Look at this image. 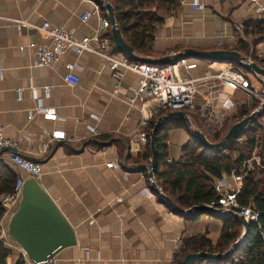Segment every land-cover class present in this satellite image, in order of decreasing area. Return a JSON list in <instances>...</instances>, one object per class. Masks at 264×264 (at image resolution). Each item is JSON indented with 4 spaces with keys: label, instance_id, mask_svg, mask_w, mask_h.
<instances>
[{
    "label": "crops",
    "instance_id": "crops-1",
    "mask_svg": "<svg viewBox=\"0 0 264 264\" xmlns=\"http://www.w3.org/2000/svg\"><path fill=\"white\" fill-rule=\"evenodd\" d=\"M176 3V9L163 14L162 23L155 26L149 51L133 50L135 56L157 59L183 49L234 51L242 43L249 54L245 58L264 69L250 56L264 61V0ZM259 7L263 11L256 12ZM83 13L89 16L80 21ZM98 18L107 19L105 11L91 0H0V131L15 143L22 157L39 165L37 183L73 232L74 244L56 252V264H176L184 256L180 257L184 239L200 235L214 244L221 221L207 212L190 220L194 210L181 214L151 190L148 162H142L140 155L157 118L150 116V105L126 102L138 76L119 67L110 69L94 53L71 49L49 66H35L33 51L26 47L28 43H46L36 28L47 22L70 32L77 41L90 38L88 45L93 48L106 39L107 53L126 59L114 48L109 28L94 36ZM14 21H22L24 26L18 28ZM254 26H261V30L248 32ZM184 60L193 67L180 69V74L200 82L192 112L185 116L181 111L183 117H172L181 118L182 125H170L165 131L163 144L171 161L180 160L182 148L192 136L194 115L205 114V124L224 131L242 117L232 120L241 92L223 89L214 78L233 63ZM67 63L75 64L78 81L74 85L62 81ZM117 72L122 75L119 79L114 77ZM38 104L51 115L37 112ZM253 105L247 97L238 106L249 112ZM223 134L213 136L216 140L203 135L214 143ZM235 156L232 153V158ZM16 179L24 183L29 178L0 151V192ZM18 202L6 209L0 206V243L9 251L5 264H13L20 252L7 236V224ZM240 233L241 226L238 237Z\"/></svg>",
    "mask_w": 264,
    "mask_h": 264
},
{
    "label": "trees",
    "instance_id": "trees-1",
    "mask_svg": "<svg viewBox=\"0 0 264 264\" xmlns=\"http://www.w3.org/2000/svg\"><path fill=\"white\" fill-rule=\"evenodd\" d=\"M111 3L113 17L122 38L132 48L140 53L149 51L152 34L155 26L162 23L161 16L176 9V0H107ZM261 26H254L250 33L259 32ZM244 58L249 56L242 43H238L235 50ZM251 58L264 67V61ZM236 64L234 62H231ZM245 108L238 107L233 117L239 119L247 114ZM233 120V118H232ZM172 123V124H171ZM181 118H169L165 125L158 129L154 135L156 152V167L153 177L156 185L172 202L180 208H189L201 204H208L217 198L212 189L211 177H219L221 172H229L239 168L243 160L254 155L264 163V131L257 126L247 127L238 134L241 142L233 141L226 147L228 152L224 156L220 150L203 149V147L190 135L186 145L182 148L180 160L167 163L163 140L166 129L172 125H182ZM237 136V137H238ZM214 140L213 136H206ZM232 153L237 157L232 158ZM142 162H148L147 143L140 155ZM254 172H248L241 180V188L236 195V201L242 205L251 203L258 212L255 222H250L246 239L237 245L230 254L219 260H198L191 264H264V170L258 169L257 179ZM13 184L4 192H9ZM4 192H0L4 193ZM204 210H194L188 218L197 219ZM1 214V207H0ZM217 216L221 221V230L214 244L203 236H191L183 240L181 256L191 252H223L238 237L240 225L235 217ZM9 251L0 243V264H5ZM180 263V259L176 264ZM20 264V263H15Z\"/></svg>",
    "mask_w": 264,
    "mask_h": 264
},
{
    "label": "built area",
    "instance_id": "built-area-1",
    "mask_svg": "<svg viewBox=\"0 0 264 264\" xmlns=\"http://www.w3.org/2000/svg\"><path fill=\"white\" fill-rule=\"evenodd\" d=\"M192 7L199 8V5L192 3ZM259 11H263V8H257L256 12ZM94 13L96 14L97 12L94 11ZM88 16V13L81 14L80 21H84ZM98 19V26L94 31L95 37L109 28L107 19ZM14 23L18 28L24 26L22 21H14ZM237 29H240V27H237ZM36 30L41 34L46 43L40 45L28 43L26 45L28 49L33 51V65L35 66L46 67L51 65L68 49L76 53L88 51L104 59V62L110 69L113 70L119 67L138 76L137 85L130 89V96L126 100L128 105H150L149 114L157 119L167 113L181 112L190 108L192 109L193 107L196 86L200 82V79L180 74V69L187 71L193 67V65L186 63L184 59H178L173 63L163 65L127 61L124 58L118 60L107 53L108 43L106 39H102L101 42L97 44V48H93L88 45L89 40H91L90 38L77 41L72 37L70 32L50 26L47 22H43ZM21 49L22 47H18V50ZM246 61L249 62L251 60L246 58ZM64 69L62 81L68 85H74L78 81V77L74 73L75 64L67 63L64 65ZM252 74L256 77L259 83L258 86L251 82L245 71L236 64H228L225 69L217 72L214 78L223 89L239 90L246 97L254 101L252 109L249 110L246 115H250L251 113L255 115H253L251 120L247 121L243 129L257 126L261 128L263 132L264 78L253 72ZM121 76V73H114L116 79H119ZM117 85L118 84H115V87ZM43 91L46 92L47 90L44 89ZM36 111L44 115H51L49 111L42 109L39 104L36 107ZM200 112L202 111L200 110ZM139 137L141 141L145 138L144 134H141ZM242 139L241 136H238L234 138V141L241 142ZM0 151H5L9 161L17 169L25 171L28 178L36 182L40 179L41 171L39 165L30 159L22 157L16 151L15 143L4 138L1 131ZM220 151L225 156L228 154L227 150L224 148L220 149ZM170 161L169 158H166L167 163ZM262 161L263 160L257 159L252 155L243 160L239 168L231 169L229 172L223 173L219 177H212V189L217 194V198L213 202L201 205L222 213L230 211L236 216H241L246 222H255L258 217V212L253 208L251 203L245 206L240 205L236 201V195L240 191L242 178L248 172L255 173L253 176L255 180L257 179L258 169L264 170V163ZM148 182L149 184L151 183L150 178H148ZM22 184V179H16L9 192L0 194V206L2 208L6 209L17 203L20 198ZM20 253L24 258L21 264H56L54 257L47 258L40 262H32L25 258L26 256L21 250Z\"/></svg>",
    "mask_w": 264,
    "mask_h": 264
},
{
    "label": "water",
    "instance_id": "water-1",
    "mask_svg": "<svg viewBox=\"0 0 264 264\" xmlns=\"http://www.w3.org/2000/svg\"><path fill=\"white\" fill-rule=\"evenodd\" d=\"M91 1L95 6H98L105 11L109 23V34L114 48L122 53L128 61L163 65L173 63L178 59L190 57L206 61L225 63L234 62L240 68L264 77V69L262 67L258 66L253 61H246V58L233 50L198 52L190 49H183L172 55H164L157 59L137 57L133 54L132 48L122 39L120 32L116 27L113 17V9L110 3L105 0ZM182 114L183 113L181 112L167 113L153 122V125L147 134V149L149 155L147 177L151 179L150 188L155 192L156 196L161 199L167 207L175 209L181 214H188L192 210L200 209L206 211L212 216L213 214H219L232 216L237 219L241 226V233L239 237L227 247V249L221 253H209L203 251L187 253L182 257L180 264H191L202 259L213 261L219 260L230 254L237 245L246 239L250 223L244 221L241 216H236L230 211L222 213L203 205L192 206L184 210L177 208L168 197L158 191L153 182L152 176L156 167V152L154 147L155 132L163 127L169 118L176 116L183 117ZM253 115L255 114L251 113L250 115H246L231 124L222 138L214 143L206 140L202 132L198 129L191 130V134L203 149L217 151L229 145L231 141L238 136L247 121L252 119ZM7 236L25 254L26 258L32 262H40L47 258L54 257L59 249L74 244V237L71 228L56 210L53 203L39 184L31 178L24 181L22 184L18 205L10 216L7 224Z\"/></svg>",
    "mask_w": 264,
    "mask_h": 264
},
{
    "label": "rangeland",
    "instance_id": "rangeland-1",
    "mask_svg": "<svg viewBox=\"0 0 264 264\" xmlns=\"http://www.w3.org/2000/svg\"><path fill=\"white\" fill-rule=\"evenodd\" d=\"M245 73L247 74V76L249 77V79L251 80V82H253L255 85H258V81H257V79H256V77L252 74V72L251 71H248V70H245ZM241 95L242 96H240V98L239 99H237V101H235V103L237 104L236 105V107H235V110H234V112H235V115L237 114V108L239 107L238 105L239 104H241V103H243V102H245V101H247V97L243 94V93H241ZM193 107H194V101H193ZM192 107V108H193ZM189 112H192V109L190 108V109H187L186 111H184V115H186V116H188V114H189ZM237 117H234L233 118V120L234 119H236ZM193 120H194V128L193 129H198L200 132H202V134H204L205 136H215L216 134H220V133H224L225 134V132H226V130L224 131L223 130V127H222V129H220V130H218V128L217 127H213V126H211L210 125V123H207V124H205L204 123V121L203 120H207V118H206V116H205V114H203L202 115V117H198L197 116V114L196 115H194V118H193ZM214 125V124H213ZM200 126V127H199ZM211 126V127H210ZM226 126H227V124H226ZM162 128V127H161ZM192 129V130H193ZM215 133V134H214ZM223 134V135H224ZM215 140H216V137H215ZM167 158V157H166ZM148 159H149V155H148ZM165 161H166V159H165ZM152 178H153V182H154V184L156 185V183H155V181H154V177L152 176ZM156 187H157V189H158V191L159 192H161V190H160V188L156 185ZM162 193V192H161ZM163 194V193H162ZM13 247V249L14 248H16L15 246H12ZM17 259L18 260H15V262L16 263H22V261H23V259L21 258V253L19 252V255H18V257H17ZM14 262V263H15ZM13 263V264H14Z\"/></svg>",
    "mask_w": 264,
    "mask_h": 264
}]
</instances>
